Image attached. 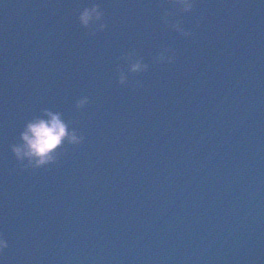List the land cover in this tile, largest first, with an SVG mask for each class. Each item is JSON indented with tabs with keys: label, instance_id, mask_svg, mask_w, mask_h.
Segmentation results:
<instances>
[{
	"label": "water",
	"instance_id": "obj_1",
	"mask_svg": "<svg viewBox=\"0 0 264 264\" xmlns=\"http://www.w3.org/2000/svg\"><path fill=\"white\" fill-rule=\"evenodd\" d=\"M94 3L95 36L78 20ZM166 9L0 0V264H264V0H196L169 17L187 37ZM44 108L86 139L22 170L11 145Z\"/></svg>",
	"mask_w": 264,
	"mask_h": 264
},
{
	"label": "clouds",
	"instance_id": "obj_2",
	"mask_svg": "<svg viewBox=\"0 0 264 264\" xmlns=\"http://www.w3.org/2000/svg\"><path fill=\"white\" fill-rule=\"evenodd\" d=\"M196 4V0H173L175 11L165 10L162 17L166 26L171 27L182 36H191L193 31L183 25L181 19H170L175 17L178 12L188 13L191 12ZM203 15L197 20V26ZM78 20L82 27L89 31L90 35L95 36L98 32L107 28L105 20V13L99 3H94L90 7H84L79 11ZM171 53V55H165ZM135 56L137 59L131 64V71L134 73H146L150 65L144 62V58L140 56L135 49L123 54L120 59L127 60ZM176 58L175 50L171 45L164 48L154 59L156 63H172ZM119 72L118 82L121 85L128 84L125 81L123 73V66L117 64ZM141 81L137 80L132 84L133 89L142 87ZM90 98L84 96L76 101L78 109L84 108L89 103ZM43 114H46L50 119H44L41 116H35L26 122L23 131L20 134L19 143L11 145V149L19 162V167L22 170L32 169L33 171L57 163L60 158L66 153V145H79L86 138L72 127L71 120L62 119L63 113L59 111H52L50 108L42 109ZM27 161V163H25ZM9 246L8 240L4 233L0 232V254Z\"/></svg>",
	"mask_w": 264,
	"mask_h": 264
}]
</instances>
